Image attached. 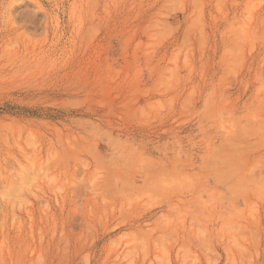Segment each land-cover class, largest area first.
Here are the masks:
<instances>
[{
  "label": "rangeland",
  "instance_id": "obj_1",
  "mask_svg": "<svg viewBox=\"0 0 264 264\" xmlns=\"http://www.w3.org/2000/svg\"><path fill=\"white\" fill-rule=\"evenodd\" d=\"M0 264H264V0H0Z\"/></svg>",
  "mask_w": 264,
  "mask_h": 264
}]
</instances>
